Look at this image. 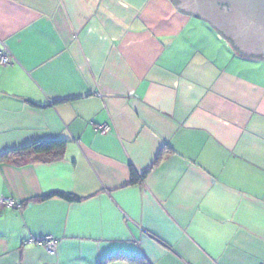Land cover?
Wrapping results in <instances>:
<instances>
[{"label":"crops","instance_id":"obj_1","mask_svg":"<svg viewBox=\"0 0 264 264\" xmlns=\"http://www.w3.org/2000/svg\"><path fill=\"white\" fill-rule=\"evenodd\" d=\"M0 51V155L65 143L0 161V264H264L263 59L171 0H0Z\"/></svg>","mask_w":264,"mask_h":264},{"label":"water","instance_id":"obj_2","mask_svg":"<svg viewBox=\"0 0 264 264\" xmlns=\"http://www.w3.org/2000/svg\"><path fill=\"white\" fill-rule=\"evenodd\" d=\"M176 8L208 22L235 53L264 60V0H171Z\"/></svg>","mask_w":264,"mask_h":264},{"label":"trees","instance_id":"obj_3","mask_svg":"<svg viewBox=\"0 0 264 264\" xmlns=\"http://www.w3.org/2000/svg\"><path fill=\"white\" fill-rule=\"evenodd\" d=\"M64 148H65V143L62 141H57V140L39 141V142L30 144L29 146L24 147L22 149H16V150L6 151L2 153L0 155V161L34 157L38 160L49 162L51 160L59 158L62 155ZM165 152H170V149L168 147L162 148V150H160V152L158 153L153 166H156L159 163L162 155ZM147 173L148 172H144L141 174V176H137V174L133 170H131V182L136 183L139 179L142 180L147 175ZM56 196L68 202L81 201L80 198L75 197L73 195L59 193V194H56ZM42 200H44V197L36 201H42Z\"/></svg>","mask_w":264,"mask_h":264},{"label":"built area","instance_id":"obj_4","mask_svg":"<svg viewBox=\"0 0 264 264\" xmlns=\"http://www.w3.org/2000/svg\"><path fill=\"white\" fill-rule=\"evenodd\" d=\"M9 64H10V57L5 53H3L2 51H0V66H7ZM100 130L102 133H106L108 131V127L101 126ZM27 243L42 247L49 256H53L55 254L56 240L52 237H44L43 239H39V240L30 239Z\"/></svg>","mask_w":264,"mask_h":264}]
</instances>
